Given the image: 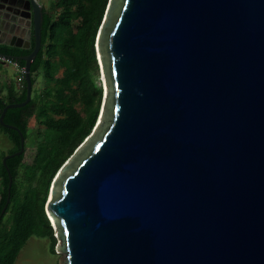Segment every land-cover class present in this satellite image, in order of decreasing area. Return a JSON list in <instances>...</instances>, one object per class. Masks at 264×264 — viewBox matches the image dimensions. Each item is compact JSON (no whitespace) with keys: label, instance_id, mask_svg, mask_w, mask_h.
I'll list each match as a JSON object with an SVG mask.
<instances>
[{"label":"water","instance_id":"1","mask_svg":"<svg viewBox=\"0 0 264 264\" xmlns=\"http://www.w3.org/2000/svg\"><path fill=\"white\" fill-rule=\"evenodd\" d=\"M96 48L108 95L45 205L64 264H264V0H109Z\"/></svg>","mask_w":264,"mask_h":264},{"label":"trees","instance_id":"2","mask_svg":"<svg viewBox=\"0 0 264 264\" xmlns=\"http://www.w3.org/2000/svg\"><path fill=\"white\" fill-rule=\"evenodd\" d=\"M109 0H51L42 7L41 48L31 63L30 75L34 85L41 77L46 88L44 104L34 99L24 107L8 109L3 122L30 136L31 120L44 127L36 144L31 165H25L24 152L6 160L12 176L10 202L4 214L8 175L2 164L7 154L20 149L16 131L0 125V133L7 136L12 147L0 153V264H14L26 242L32 237L49 240L54 253L57 240L45 213V205L55 176L78 147L92 133L101 107V88L97 79L96 39ZM0 43V55L25 57L33 49ZM16 63L20 72L24 60ZM63 66L58 77L59 65ZM19 86L10 84L5 91L0 85V114L7 104L22 103L26 99L24 74ZM24 177L19 179L20 171Z\"/></svg>","mask_w":264,"mask_h":264},{"label":"rangeland","instance_id":"3","mask_svg":"<svg viewBox=\"0 0 264 264\" xmlns=\"http://www.w3.org/2000/svg\"><path fill=\"white\" fill-rule=\"evenodd\" d=\"M51 0H39V3L44 7L48 8ZM23 12L25 13L23 15ZM29 14V16H26ZM21 15V16H20ZM31 16L30 8L28 6L27 0L19 3L18 0H0V43L7 45L17 46L20 48H30L29 40L27 38L28 33L31 31ZM96 50V61L98 66L97 79L101 88V107L99 115L102 111L103 102L105 100V85L103 82V74L101 70V63L99 59V52L95 46ZM58 77L61 76L63 71V66L59 65ZM7 73L12 74L11 69H7ZM14 84L19 86L21 81L19 80ZM107 83V82H106ZM45 81L38 77L35 84L32 86L31 99H34L36 103L44 104L46 99L43 98V93L46 88ZM98 115V119H99ZM97 123V122H96ZM30 126V136L25 142V155L24 164L31 165L35 151L36 144L39 140V136L43 133L44 127L40 125L39 122L31 120ZM94 130V129H93ZM12 147L11 142L8 140L7 136L0 133V153L7 152ZM23 170L20 171L19 179L22 180L24 177ZM50 192V191H49ZM49 197V195H48ZM52 226V225H51ZM54 231V236L57 238V232L52 226ZM57 240V239H56ZM49 240L41 239L32 236L21 249L20 253L14 264H64V255L60 252L57 244L54 249V253L50 252Z\"/></svg>","mask_w":264,"mask_h":264},{"label":"crops","instance_id":"4","mask_svg":"<svg viewBox=\"0 0 264 264\" xmlns=\"http://www.w3.org/2000/svg\"><path fill=\"white\" fill-rule=\"evenodd\" d=\"M8 68L13 72L10 75L7 73ZM20 73L21 72L18 69L16 63L0 60V85L3 88V91L6 90L5 87L10 86L11 82L15 83V80L18 82L21 79Z\"/></svg>","mask_w":264,"mask_h":264},{"label":"flooded vegetation","instance_id":"5","mask_svg":"<svg viewBox=\"0 0 264 264\" xmlns=\"http://www.w3.org/2000/svg\"><path fill=\"white\" fill-rule=\"evenodd\" d=\"M38 2H39V0H37ZM18 2L19 3H21V2H23V0H18ZM27 2H28V6H29V8H30V16H31V26H32V28H31V31L28 33V36H27V38H28V40H29V42H28V44H29V47H31V40H32V38H33V13H32V7H31V4H30V2H29V0H27ZM40 4V3H39ZM42 6V5H41ZM43 7V6H42ZM25 13L23 12V15H24ZM21 16V15H20ZM26 16H29V14H27ZM34 40V39H33ZM7 45V44H6ZM9 46H12V45H9Z\"/></svg>","mask_w":264,"mask_h":264},{"label":"bare ground","instance_id":"6","mask_svg":"<svg viewBox=\"0 0 264 264\" xmlns=\"http://www.w3.org/2000/svg\"><path fill=\"white\" fill-rule=\"evenodd\" d=\"M99 59H100V63H101V70H102V76H103V82H104V85H105V99L107 98V95H108V86H107V83H106V78H105V75H104V68H103V62H102V56L101 54L99 53ZM102 118V117H101Z\"/></svg>","mask_w":264,"mask_h":264},{"label":"built area","instance_id":"7","mask_svg":"<svg viewBox=\"0 0 264 264\" xmlns=\"http://www.w3.org/2000/svg\"><path fill=\"white\" fill-rule=\"evenodd\" d=\"M0 60H3V61H9V60L4 59V58H2V57H0ZM21 73H23V70L21 71ZM23 74H24V73H23Z\"/></svg>","mask_w":264,"mask_h":264}]
</instances>
